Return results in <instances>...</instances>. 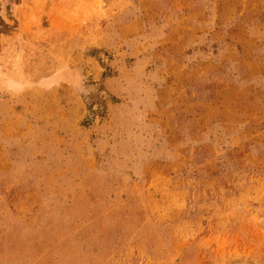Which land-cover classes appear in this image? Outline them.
Here are the masks:
<instances>
[{"label": "rangeland", "instance_id": "rangeland-1", "mask_svg": "<svg viewBox=\"0 0 264 264\" xmlns=\"http://www.w3.org/2000/svg\"><path fill=\"white\" fill-rule=\"evenodd\" d=\"M0 264H264V0H0Z\"/></svg>", "mask_w": 264, "mask_h": 264}, {"label": "bare ground", "instance_id": "bare-ground-1", "mask_svg": "<svg viewBox=\"0 0 264 264\" xmlns=\"http://www.w3.org/2000/svg\"><path fill=\"white\" fill-rule=\"evenodd\" d=\"M60 70H61V72H62V69H60ZM64 71H66V69H65ZM15 73H16V72H15ZM15 73H14V74H15ZM58 73H60V71H58ZM64 73H65V72H64ZM66 73H67V72H66ZM66 73H65V74H66ZM68 73H69V72H68ZM68 73H67L66 75H68ZM61 74H62V73H60V75H61ZM11 75H12V74H11ZM15 75H16V74H15ZM60 75H59V77L62 78ZM66 75H65L64 78H62V79L69 80V79H67V78H69V76H66ZM70 75L72 76L71 73H70ZM12 76H13V75H12ZM12 76H11V77H12ZM55 76H56V75H55ZM55 76H54V77H55ZM62 76H63V75H62ZM71 76H70V79L73 77V76H72V77H71ZM59 77H58V78H59ZM66 77H67V78H66ZM13 78H15V76H13ZM13 78H9V79L7 78V80H8V84H9L11 87H16V89H17L18 86H21L22 82H21L20 80H19L20 82H17V81L15 80L16 78H15V79H13ZM58 78L55 77V79H58ZM60 78H59V79H60ZM59 79H58V80H59ZM17 80H18V78H17ZM55 81H56V80H55ZM20 83H21V84H20ZM42 83H43V82H42ZM48 83H49V84H48ZM50 83H51V82H46L44 85L47 84V86H48V85H50ZM22 85H24V84H22ZM42 85H43V84H42ZM51 85H52V84H51ZM11 87H10V88H11ZM19 88H20V87H19ZM19 88H18V89H19ZM20 89H21V88H20Z\"/></svg>", "mask_w": 264, "mask_h": 264}]
</instances>
